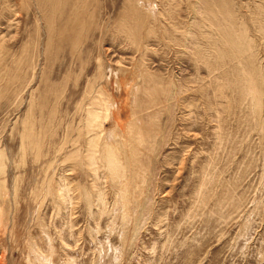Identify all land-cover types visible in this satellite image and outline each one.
<instances>
[{"label": "rangeland", "instance_id": "rangeland-1", "mask_svg": "<svg viewBox=\"0 0 264 264\" xmlns=\"http://www.w3.org/2000/svg\"><path fill=\"white\" fill-rule=\"evenodd\" d=\"M0 264H264V0H0Z\"/></svg>", "mask_w": 264, "mask_h": 264}, {"label": "bare ground", "instance_id": "bare-ground-1", "mask_svg": "<svg viewBox=\"0 0 264 264\" xmlns=\"http://www.w3.org/2000/svg\"><path fill=\"white\" fill-rule=\"evenodd\" d=\"M97 127H98V125H97ZM99 138V137H98ZM97 138V139H98ZM106 150V149H105ZM114 150H115V145H114ZM118 150V149H117ZM113 151V150H112ZM110 153V152H109ZM119 153V152H118ZM119 155H121V154H119ZM118 156V155H117ZM115 157H116V155H115ZM117 158V157H116ZM115 159V158H114ZM118 159H119V157H118ZM117 159V160H118ZM122 163V162H121ZM110 166V165H109ZM124 168V167H123ZM117 171V170H116ZM119 171H121V170H119ZM113 172H114V168H113ZM117 173H118V171H117ZM114 174V178H115V181H117L118 179V175L116 174V173H113ZM126 196V195H125ZM123 200V199H122ZM124 202V201H123ZM128 203V202H127ZM128 207V206H127ZM125 213V212H124ZM129 214H130V212H129ZM127 216L125 215V218H126ZM130 217V216H129ZM123 218H124V216H123ZM130 219H131V217H130ZM130 219H129V221H130ZM123 221V220H122ZM131 223V222H130ZM128 225V224H127Z\"/></svg>", "mask_w": 264, "mask_h": 264}]
</instances>
